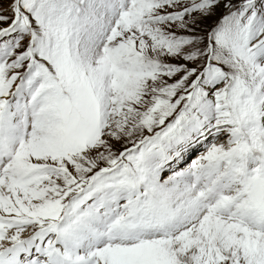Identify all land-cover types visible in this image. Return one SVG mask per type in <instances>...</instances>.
<instances>
[{
	"label": "snow or ice",
	"instance_id": "snow-or-ice-1",
	"mask_svg": "<svg viewBox=\"0 0 264 264\" xmlns=\"http://www.w3.org/2000/svg\"><path fill=\"white\" fill-rule=\"evenodd\" d=\"M0 264H264V0H0Z\"/></svg>",
	"mask_w": 264,
	"mask_h": 264
},
{
	"label": "rangeland",
	"instance_id": "rangeland-1",
	"mask_svg": "<svg viewBox=\"0 0 264 264\" xmlns=\"http://www.w3.org/2000/svg\"><path fill=\"white\" fill-rule=\"evenodd\" d=\"M214 19H215V18H213V20L207 21V22H205V23H206V24H208V23H212V22L214 21ZM203 26H205V25H201V27H203ZM173 62H175V61H173ZM209 140H211V137H209ZM116 147L119 149V148L121 147V145L117 144ZM199 151H200V152H201V151H204V148H203V147H199V148H197V150L191 154L190 159L187 160V161H185V162H183L181 166L186 167L187 164L191 162V158L194 159L193 157H195V156L197 157V155L200 154ZM195 154H196V155H195ZM194 155H195V156H194ZM166 173H168V172H166ZM166 173L164 174L165 178H166V176H167ZM27 234H28V233L26 232L25 235H27Z\"/></svg>",
	"mask_w": 264,
	"mask_h": 264
},
{
	"label": "bare ground",
	"instance_id": "bare-ground-1",
	"mask_svg": "<svg viewBox=\"0 0 264 264\" xmlns=\"http://www.w3.org/2000/svg\"><path fill=\"white\" fill-rule=\"evenodd\" d=\"M202 152H203V151H201V152L199 151V153H202ZM195 155H196V154H195ZM195 155H194V156H195ZM197 156H198V155H197ZM193 158L195 159V158H196V156H195V157H193ZM191 159H192V158H191ZM169 174H171V173H170V172L166 173V175H169ZM166 177H167V176H166Z\"/></svg>",
	"mask_w": 264,
	"mask_h": 264
}]
</instances>
